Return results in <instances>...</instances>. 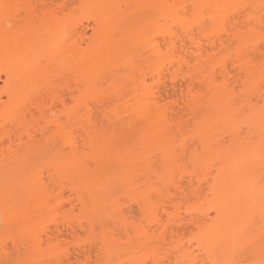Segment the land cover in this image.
Returning a JSON list of instances; mask_svg holds the SVG:
<instances>
[{"label": "bare ground", "instance_id": "6f19581e", "mask_svg": "<svg viewBox=\"0 0 264 264\" xmlns=\"http://www.w3.org/2000/svg\"><path fill=\"white\" fill-rule=\"evenodd\" d=\"M55 1L7 0L0 13V23L9 22L0 33V60L7 61L0 70L6 80L0 102L4 94L6 101L13 103L0 110V166L11 153L44 156L57 141L66 164L48 171L46 179L43 172L32 170L16 186L0 170V214L15 223L21 220L25 232L0 238V264H22L16 263L14 256L25 253L32 255L30 264H163L171 257L168 253L158 256L157 249L168 250L166 246L170 249L173 245L180 253L181 244L176 245L180 238L175 239L179 226L170 221L171 213L178 210L187 192L200 200L206 197L204 190L214 195L222 191L225 199L221 207L216 206L210 234L197 239L204 257L200 261L192 258L188 264H239V249L244 243L258 259L262 243L253 231L251 202L249 206L246 199L242 202L237 187L226 192L224 177L216 180L210 171V175L200 171L188 176L187 187L182 178L170 179L171 183L165 175L175 191L167 187L163 194L158 185L168 184L166 179L162 181L164 177L159 178L161 173L158 178L164 184L157 183L156 189L152 183L158 174L152 176L159 171L153 170L152 157L159 155L163 164L171 162H164L169 159L165 155L188 128L205 133L194 138L199 137L201 143L210 138L215 132L214 106L223 108L217 117L222 120L247 111L244 120L249 126L244 131L230 125L221 133L236 139L243 132L254 138L256 150L244 160L242 170L246 185L252 183L253 166L264 165V0H137L139 8L151 12L149 24L158 26L157 38L152 35L143 47H136L132 39L142 29L134 26L130 5L94 18V37L82 47L81 22L65 12L71 10L73 0ZM68 18L69 24L61 31L62 44L51 52L44 51L50 25ZM20 50L24 62L12 64ZM142 52L147 56V67L141 76L134 77L128 70L121 80L111 76L119 66L127 69L130 58ZM177 83L183 84L178 95L164 92L165 85L174 88ZM239 84L243 95L234 104L232 89ZM254 98L256 103L252 104ZM258 98L263 105H258ZM57 106L59 113L52 116ZM172 152L169 156L176 157ZM203 183L210 184L204 186L207 190ZM118 184L136 194L142 185L147 188L135 201L140 219L123 216L124 206L118 197L112 199V206L102 203L109 187ZM149 190L157 192L158 198H152ZM66 203L72 208L79 204L85 217L61 223L72 234L71 241L62 244L59 222L43 226L37 217L51 216ZM235 208L241 213L240 223L231 224L227 216ZM97 211L103 212L101 216L105 212L106 219ZM196 216L191 215L190 220L201 229L203 223ZM31 231L33 235L26 234ZM80 231L95 240L80 239ZM143 250L152 254L147 262L139 261ZM231 251L236 253L227 258ZM176 252H171L172 257ZM223 257L227 261L223 262ZM173 258L178 263V256Z\"/></svg>", "mask_w": 264, "mask_h": 264}, {"label": "rangeland", "instance_id": "374dc122", "mask_svg": "<svg viewBox=\"0 0 264 264\" xmlns=\"http://www.w3.org/2000/svg\"><path fill=\"white\" fill-rule=\"evenodd\" d=\"M59 1L60 0H56L55 2H59ZM72 2L73 3L70 5L71 8L69 7V10L70 9L71 10L66 11L67 10L66 9L65 12L66 13L70 12L69 16L71 17L72 20H80V22H81L80 26L78 28H79V30L83 31L82 33H84L83 42L81 43L82 47H85L86 44H88L94 37V27H95L94 18H96L97 16H101V15H107L111 10L117 9V8H123L125 5L131 6L130 7L131 8L130 13H131V15L134 16V20H135L134 26L137 27V29L138 28L142 29V32H140V33L135 32L132 35V39L134 40L136 47H143V44L146 43L152 35H153V37L157 38L158 26L153 27L149 24L150 23L149 21L152 19L151 12H149L146 8H144L143 10L141 8H139L137 0H73ZM6 6H7V0H0V13H2L5 10ZM69 22H70V20L68 18L67 20L62 19L61 21H58V22L50 25V28L48 29L47 37L43 41L44 42V46H43L44 51L51 52L52 50H54L56 48V46L59 45V43L62 42L63 37L61 36V31H63L66 28V26L69 24ZM8 26H9L8 21H5L4 23H0V33L3 31V29L6 30V28ZM263 35H264V31L262 32L261 36H263ZM61 44H60V46H61ZM24 58L25 57L23 54V50H20L19 54H17L11 60V62H12V64L18 65V64L24 62ZM130 59L131 60H130V63L127 65V69L123 66H119L116 71L114 70L115 72H110L111 76L121 80L127 76V74H126L127 70L134 77L141 76L143 74V72L146 71V67H147V56H146V54L145 53L143 54V52H142V53H140V55L139 54L134 55ZM6 65H7V61H5L3 59L0 60V70H2V68ZM62 72L66 73L67 71L63 70ZM110 73L108 74V76H110ZM5 81H6L5 75L3 73H1L0 74V93L3 92V90L6 86ZM182 87H183V84L177 83L174 88L170 84H167L164 86V88L163 87L162 88H163L164 92L167 91L168 93H171L172 95L175 96L181 90ZM28 88L31 89L32 87L29 85ZM241 89L242 88H241L240 84L235 85L232 89V91L234 92L233 93L234 97L231 99L235 100L234 104L236 103V101L239 98H242L241 96L243 95V93H242ZM262 90L264 92V88ZM259 99H261V98H258V102H259V103L257 102L258 105H263L262 100H259ZM252 100H253L252 104L256 103L255 98ZM263 101H264V99H263ZM11 105H13V103L6 101V97L3 94L2 95V101L0 102V110L9 109L11 107ZM58 109H59V106H57V108L53 112H51V115L56 116L59 113ZM222 109L223 108L220 107V105H217V107L214 106L213 109L211 110V112L214 116V118H213L214 121L212 124L214 126L215 132L213 134H211L210 138L205 137L203 143L197 141L199 139V137L197 140L194 138L197 134H202L204 137L205 133H199V132H197L198 130L195 131V129L188 128L181 135L178 134L180 137L177 136V140L175 141V143L173 142L174 145L171 147L176 152L177 156L175 157V154H172V156H169V155H171L170 153H173L172 152L173 150L171 148L168 149L170 151L166 150V152L168 151L169 153H166L165 157H169V159H168V161H164V162H169V161H171V162H169L168 164H166V163L163 164V161H162V159H160L161 157H159V155L152 157L154 159V163H152V165H154L153 166L154 168L151 166V169L152 168H153V170L156 169L155 170L156 172L158 170L160 171V172L158 171V173H154L155 171L153 172L154 175L152 176V178L155 177L157 174L158 175L156 176L157 178H155V179L153 178L152 183L153 184L155 183V186H156L155 188L157 189V183H161L162 181L164 182L166 179L165 175H167L168 180L170 182H171L170 179L178 181V179L181 180V178H182V180H181L182 184L188 185V180H189L188 176L191 173H195V172L199 173L200 171L201 172L206 171L208 173L210 171L211 172V178L213 176L214 177L217 176V178H216V180H217L221 176H222L221 178L224 177V182H225L224 187H226V190L233 188L234 186L237 187L239 189L238 197L240 199H242V202H243V199H246L247 200L246 203L248 204V206H249V203L251 202L250 206L253 209L252 213L254 216V223H255V225L253 227V231L256 234L257 238L259 239L260 243H262V245H261L262 255L261 256L258 255L259 260L257 259V257L253 258L254 254H253L252 249L249 248L250 246L249 247L247 246V248H246L245 244L247 245L248 243H244V246L242 245L243 244L242 243L241 244L242 246L239 249V256H240L239 264H255L257 262H260V259H264V165L263 164H257L255 166H253V169H255L256 173L254 174V178L251 181L252 183L246 185V180H245L244 176L242 175V170H243V166L245 164L244 160H246V158L248 159L249 156L252 153H254V151L256 150V147L254 146V138L251 137L250 135H246L245 133L242 132L241 137L235 139V138H233V136L231 137L230 134L221 133V132L222 131L226 132L228 129V126H230V125H235L238 128H241L242 131H244L247 128L246 126L248 125V124L246 125V121L248 122V120L247 119L244 120V115L247 113V111H246V109H244L243 111L244 112L246 111V113H241V114L239 113L240 114L239 116H237L235 114L237 117H232L229 119L225 118L222 120V119L217 118L218 115H220L219 112H221ZM262 110H263V108H262ZM63 120H64L63 117H60L59 121L62 122ZM124 128H125V126H124ZM134 137H135V135H134ZM214 137L217 139H215ZM192 141H193V143H192ZM174 147L178 150H176ZM180 147L183 149V151ZM59 150H60V145H59V141H57L56 145H54L53 147H50L47 150L48 151L47 154L44 156H41V157H39V156L36 157V155H34L32 153H30L29 155H20L17 153H11L8 156V161H6L5 164L0 166V170L2 171V173L6 177H8L7 178L8 182H10L13 186H16V184H18L20 182V180L22 181L27 176H29V173L35 169H38L39 171L43 172L44 178L46 179L48 171H50L52 169H56L58 167H62L63 165H66L60 156ZM170 157L172 158V160H170L171 159ZM261 158H264V156H261ZM199 161H200V163H199ZM203 172L201 174H203ZM159 173L162 174V176H160L159 178L164 177L163 178L164 180L161 179L162 180L161 182L158 178ZM164 173H166V174H164ZM209 173H208V175H210ZM208 177H209V179H208L209 181H213L214 178L210 179V176H208ZM156 179L159 181L154 182V180H156ZM165 182H167L168 185H166ZM165 182L164 183L166 186L162 185V184L158 185V189L160 191L162 190L163 194L166 192L167 187H169L168 190H172V192L175 191L172 188V185H171L172 182L168 183L167 179ZM208 184L209 183H207V184L203 183V187L205 185H206V187H209V186H207ZM187 185H185L184 187H187ZM217 185H219V184H217ZM122 186H124V187H122ZM140 187H141V185H140ZM206 187H204V188H206ZM218 187H220V186H218ZM151 188H153V187L151 186ZM163 188H165V189H163ZM204 188H203V190H204ZM140 189H142L143 191L147 190V188H145V186L143 187V185H142V188H140ZM5 190L6 189H4L3 191H5ZM130 190H132V189H130ZM142 190L138 191L139 194L143 193ZM206 190H207V188H206ZM149 191H150L152 198H158V197H156L158 195L157 192L155 193L154 191H152V193H151V190H149ZM186 191H189V188ZM204 191H203L204 195L203 194L202 195L206 196V197L205 198L199 197L200 200H198L197 198L195 199V198L190 197L191 195L189 196L188 192H187L186 198L184 197V200H180L182 202H181V205L178 208V210L176 209V211H175L176 213L175 212L171 213V215L172 214L173 215H172V217L170 215V221L172 223L175 222L174 224L179 226V229H178V235L179 236H176L175 239H178V237L180 238L178 243L176 240H173V244L177 243L176 245L181 244L182 246L181 245H180L181 247L178 246V248L180 249V253L176 252L178 249L172 248L173 245H170L171 247L169 249V247H168L169 245L166 246L167 245L166 244L165 246H166V248H168V250H165V248L157 249L158 251L156 252V254L158 256H161V255L164 256V254L168 253L169 254L168 256L171 257V258L169 257L170 258L169 260L165 259L163 264H188L192 258H194V259L197 258L198 261H200V259H202V257H204L203 251L197 246V239L199 240V238L204 233L210 234V232L212 231V228H213V224L216 220V215H215L216 214L215 209L217 210L216 206L218 207V205L220 203H222L223 200L225 199L224 197H223L224 199H222V191L221 190H220L221 192H219L217 195H214L213 193L211 194V192L210 193L207 192L208 193L207 194L206 191L205 192ZM228 191L229 190H227L226 192H228ZM223 192L225 193V191H223ZM136 193L127 190L125 185H119V184L115 185V186L113 185V186L109 187V190L102 197V199H103L102 203H106L105 204L106 206L107 205L112 206V204H113L112 199L114 197H118L119 200L121 201L122 205L124 206L123 216L128 218V220H131V219L138 220V219H140L139 217H141V215H140L141 212H140V207L138 206V203L137 202L135 203V201L138 200L137 195L139 196V194H136ZM224 193H223V195H224ZM189 194H190V192H189ZM66 195H67V193H66ZM178 195L179 194H177V198H179ZM19 197H21V196H19ZM260 197H262V198H260ZM180 198L183 199V196H180ZM155 200H158V199H155ZM226 200L228 201V199H226ZM240 201L241 200H239V202ZM70 205H69V203L68 204L66 203L64 205L65 207L58 209L52 215L50 214L51 216L45 214V215L37 217L38 222H40V224L42 223L43 226L48 225V224L54 225L55 222L56 223L59 222L58 223V224H60L59 230H62L61 231V238H60V242L62 244H67V242L69 243L71 241L70 239L72 238V236H70V235H72V234H71V231L68 227H65V225H63V226H61V225L65 224L67 222L75 223L78 219L85 217V212L81 209L79 204L75 205L73 208ZM102 206L104 207V204L101 205V207ZM219 206L221 207V204ZM103 207H102V209H103ZM234 207H237V206L234 205L233 208ZM246 207H247V205H246ZM107 208L105 207V209H104L105 212L109 211ZM106 209L108 211H106ZM229 210H230V208H229ZM100 212H98V213L101 216V214H103V212H101V214H100ZM105 212H104V215H106ZM229 212L230 213H229V216H227L228 217L227 221H229L231 224L238 223L239 222V213H240L238 208L232 209ZM104 215H102V216H104ZM191 215L193 217H194V215H197L196 218L198 217L202 221L201 224L202 223L203 224L201 226L202 227L201 229L198 228L196 225H194V223H192L193 222L192 219L190 220ZM102 216H101V218H103V220H105L106 216H104V217H102ZM162 217L167 219V216L163 213H162ZM4 218L5 217H3L2 214H0V221H1L0 222L1 223L0 224V238H10V236L25 233L22 230L23 226H21V224H22L21 220H18L15 223V222L10 221V219H8V218H6V219H4ZM2 222H4V223L2 224ZM178 226H177V228H178ZM66 228H68V229H66ZM68 232H70V233H68ZM80 233H81L80 239H82V240L83 239L88 240V239H93V238L95 240L94 236H90V235L87 236V233H85L84 231H80ZM26 234L33 235V232L31 231V232L26 233ZM174 241H176V242H174ZM62 244L59 246V248L62 247ZM9 245H10V243H9ZM242 247H244L245 249ZM97 250L98 249L95 248L94 255L97 253ZM172 251L176 252L173 257H175L176 255L178 256V258H179L178 263H175L174 258L172 257V254H171ZM38 252H43V251L39 250ZM44 252H45V250H44ZM141 253H143V255H140L141 257L139 258V261H146L147 262L150 260L149 256H151L152 254L149 253L148 250H143V251H141ZM234 253H236V252L234 251L232 253V251H231V254L226 256V257L230 258L234 255ZM74 255H76L75 252H74ZM74 257L71 259L72 260L75 259ZM226 257L222 258L223 262L227 261ZM164 258H166V257H164ZM14 259H15L14 261L16 263L18 261H20V262L22 261L21 262L22 264H30V261L32 260V255L25 253L21 257L16 258V256H14ZM14 261H12V262L14 263ZM150 262H147V263L149 264ZM150 264H152V262Z\"/></svg>", "mask_w": 264, "mask_h": 264}, {"label": "snow or ice", "instance_id": "6c2138e0", "mask_svg": "<svg viewBox=\"0 0 264 264\" xmlns=\"http://www.w3.org/2000/svg\"><path fill=\"white\" fill-rule=\"evenodd\" d=\"M262 31H264V28H262ZM261 87L264 88V84H262ZM217 264H220V262H217ZM260 264H264V259L260 261Z\"/></svg>", "mask_w": 264, "mask_h": 264}]
</instances>
